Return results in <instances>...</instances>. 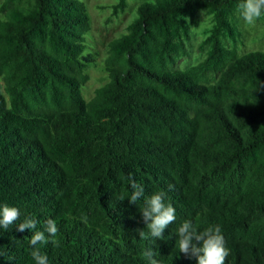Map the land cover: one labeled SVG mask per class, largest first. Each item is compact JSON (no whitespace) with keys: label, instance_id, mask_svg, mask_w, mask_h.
<instances>
[{"label":"trees","instance_id":"16d2710c","mask_svg":"<svg viewBox=\"0 0 264 264\" xmlns=\"http://www.w3.org/2000/svg\"><path fill=\"white\" fill-rule=\"evenodd\" d=\"M239 2L143 0L85 99V2L1 0L0 205L20 216L0 227V264H35L28 240L49 218L48 264H148L149 248L158 264H196L175 247L184 220L221 227L225 264H264V51H241ZM200 11L204 56L176 68ZM129 177L175 208L163 240L138 237L144 198L119 200ZM25 218L36 228L16 231Z\"/></svg>","mask_w":264,"mask_h":264},{"label":"clouds","instance_id":"9594fccd","mask_svg":"<svg viewBox=\"0 0 264 264\" xmlns=\"http://www.w3.org/2000/svg\"><path fill=\"white\" fill-rule=\"evenodd\" d=\"M239 18L246 25H254L257 20L264 16V0H240L237 5ZM130 194L125 198L119 197L120 201L128 200L129 204L136 205V202L143 199V206L139 208L141 219L145 225L143 229L136 232L141 240H163V232L169 224L176 221V210L170 203H165L166 193L159 191L149 197L144 196V188L135 179L129 177ZM172 186H169L171 190ZM20 212L16 207L0 205V227L7 230L10 225L15 224L19 219ZM37 221L25 218L23 222L16 225V231L23 233L25 230L35 229ZM146 229V231H145ZM58 233V226L55 220L49 218L44 222L42 231H35L28 240L33 249L30 253L35 264H48V257L42 254L37 245L51 243L58 246L55 239ZM176 235L175 247L178 253H182L188 259H195L196 264H225L229 256V249L222 235L219 225H210L202 231L191 220H184L174 231ZM47 234V235H46ZM4 252L0 251V256ZM148 264H158L154 258L155 252L149 248L143 252Z\"/></svg>","mask_w":264,"mask_h":264},{"label":"rangeland","instance_id":"374dc122","mask_svg":"<svg viewBox=\"0 0 264 264\" xmlns=\"http://www.w3.org/2000/svg\"><path fill=\"white\" fill-rule=\"evenodd\" d=\"M84 1L90 16V29L86 35L87 48L85 53H95V63L87 68L89 79L82 88L85 99H89L94 89L107 81V74L103 70V59L107 55L108 42L126 31L127 24L135 17L136 8L143 0H127L125 11L117 15L112 14L111 5L116 0H81ZM1 2V0H0ZM202 21L199 27H192L191 38L187 41L188 53L179 59L176 68H185L203 58L204 51L199 44L204 34L203 28L208 26V18L203 11L199 12ZM244 30V43L241 51L252 49L264 51V19H259L254 25H246L241 20Z\"/></svg>","mask_w":264,"mask_h":264}]
</instances>
